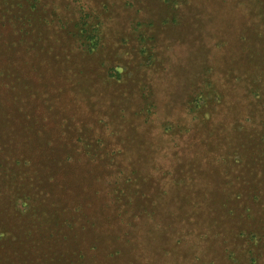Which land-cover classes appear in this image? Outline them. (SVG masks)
<instances>
[{
	"label": "rangeland",
	"instance_id": "rangeland-1",
	"mask_svg": "<svg viewBox=\"0 0 264 264\" xmlns=\"http://www.w3.org/2000/svg\"><path fill=\"white\" fill-rule=\"evenodd\" d=\"M0 264H264V0H0Z\"/></svg>",
	"mask_w": 264,
	"mask_h": 264
},
{
	"label": "trees",
	"instance_id": "trees-1",
	"mask_svg": "<svg viewBox=\"0 0 264 264\" xmlns=\"http://www.w3.org/2000/svg\"><path fill=\"white\" fill-rule=\"evenodd\" d=\"M96 38L99 40L98 36H96ZM95 45H96V44H94V43L92 44V46H95ZM118 73H119V72H114L113 75H115V76H119ZM195 101H196V99H195ZM196 106H197V109L200 108L199 105H198V100L196 101ZM191 112H192V110H191Z\"/></svg>",
	"mask_w": 264,
	"mask_h": 264
}]
</instances>
